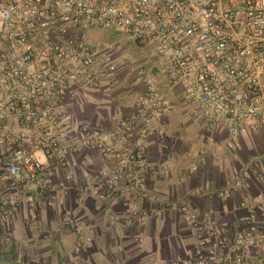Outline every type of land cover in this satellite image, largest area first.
Returning <instances> with one entry per match:
<instances>
[{
	"label": "built area",
	"instance_id": "built-area-1",
	"mask_svg": "<svg viewBox=\"0 0 264 264\" xmlns=\"http://www.w3.org/2000/svg\"><path fill=\"white\" fill-rule=\"evenodd\" d=\"M95 29L148 45L153 66L115 42H89ZM121 66L141 86L133 111L109 115L105 128L71 122L68 102L115 83ZM177 107L204 132L226 134L230 173L209 199L242 198L233 226L216 222L212 207L180 205L196 251L175 264H264V145L231 162L245 139L264 141V0H0V229L24 200L51 207L72 189L123 198L127 223L145 225L144 145ZM85 149L98 164L79 181L75 155ZM214 164L202 144L189 171ZM62 221L79 234L72 216Z\"/></svg>",
	"mask_w": 264,
	"mask_h": 264
},
{
	"label": "crops",
	"instance_id": "crops-1",
	"mask_svg": "<svg viewBox=\"0 0 264 264\" xmlns=\"http://www.w3.org/2000/svg\"><path fill=\"white\" fill-rule=\"evenodd\" d=\"M120 77L118 73L115 83L104 82L89 90L81 100H70L67 118L71 122L86 119L105 128L109 115L131 113L141 86L129 77L132 92L120 94L115 90ZM174 110L160 124H153L162 136L144 145L149 197L145 225L136 228L127 223L123 198L106 201L72 189L51 207L32 208L31 201L24 200L18 214L0 229V264H175L196 251L192 232L179 212L183 204L194 210L212 207L216 222L233 226L241 212V194L222 201L209 199L213 191L225 186L230 173L225 132L206 133L188 118L182 121L184 110ZM261 141L245 139L241 158L258 156L264 145ZM202 144L215 164L208 171L190 173ZM75 158L73 173L81 181L97 167L96 153L85 149ZM231 162L240 165L237 160ZM68 215L76 220L79 234L63 225Z\"/></svg>",
	"mask_w": 264,
	"mask_h": 264
},
{
	"label": "rangeland",
	"instance_id": "rangeland-1",
	"mask_svg": "<svg viewBox=\"0 0 264 264\" xmlns=\"http://www.w3.org/2000/svg\"><path fill=\"white\" fill-rule=\"evenodd\" d=\"M112 34L113 33L110 31L95 29L92 31H88L86 33V38L89 42H99V43L115 42L119 45V47L121 49H123L121 54H128L130 56V58H132L135 63L140 64V65H144V66L146 65V66H148V68L153 66L155 53L148 45H145L144 43H133V42L129 41V39H127L122 34H120L119 36H113ZM119 73L121 75V77H120L121 83L119 84V86L115 90H120L121 91L120 94H123V95L131 93L133 90V86H132V84H130L129 74H128L126 68L121 66ZM102 85H105V84H102ZM174 111L179 112V108L178 107L175 108ZM186 118H188L189 123H192V124L197 126V123L194 120H192L188 114L185 115V117L182 119V121L185 120ZM260 141H261V139H260ZM261 144H262V141H261ZM246 155H247V153H246ZM241 157H243V156H241ZM241 157H239L237 159V161H239V163H241L245 160V158L243 160ZM247 157L249 158L251 156L248 155V156H246V158Z\"/></svg>",
	"mask_w": 264,
	"mask_h": 264
}]
</instances>
